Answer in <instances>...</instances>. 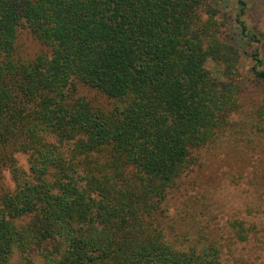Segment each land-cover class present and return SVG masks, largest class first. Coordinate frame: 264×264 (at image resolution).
Wrapping results in <instances>:
<instances>
[{
    "label": "trees",
    "instance_id": "trees-1",
    "mask_svg": "<svg viewBox=\"0 0 264 264\" xmlns=\"http://www.w3.org/2000/svg\"><path fill=\"white\" fill-rule=\"evenodd\" d=\"M218 5L0 0V264H223L214 243L175 246L162 224L200 150L231 127L244 51L264 81L259 48L245 49L258 38L240 20L230 35ZM21 31L43 52L20 56ZM232 228L240 242L252 231Z\"/></svg>",
    "mask_w": 264,
    "mask_h": 264
},
{
    "label": "rangeland",
    "instance_id": "rangeland-1",
    "mask_svg": "<svg viewBox=\"0 0 264 264\" xmlns=\"http://www.w3.org/2000/svg\"><path fill=\"white\" fill-rule=\"evenodd\" d=\"M215 1L225 14L217 20L228 22L230 35L239 33L237 20L256 35L259 42L246 40L245 49L250 53L259 48L264 70V0H241L246 6L242 14L238 0ZM17 45L18 54L25 59L43 52L25 31L20 32ZM252 65L244 51L239 63L244 86L231 127L214 144L200 150L199 163L169 194L162 219L171 244L187 249L214 243L221 250L223 264H264V81L251 77L248 70ZM206 68L215 73L218 67L209 60ZM79 95L96 100L95 93L84 87L79 88ZM14 157L17 167L27 173L28 156L18 152ZM2 180L9 190L14 189L9 170L3 172ZM235 222L252 229L246 241L235 237ZM15 264L42 261L37 256L30 261L15 258Z\"/></svg>",
    "mask_w": 264,
    "mask_h": 264
}]
</instances>
